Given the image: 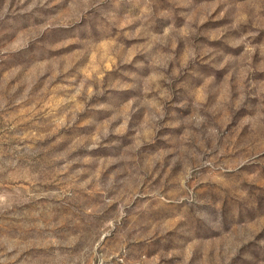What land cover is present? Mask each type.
I'll return each instance as SVG.
<instances>
[{"label":"rangeland","instance_id":"rangeland-1","mask_svg":"<svg viewBox=\"0 0 264 264\" xmlns=\"http://www.w3.org/2000/svg\"><path fill=\"white\" fill-rule=\"evenodd\" d=\"M0 264H264V0H0Z\"/></svg>","mask_w":264,"mask_h":264}]
</instances>
